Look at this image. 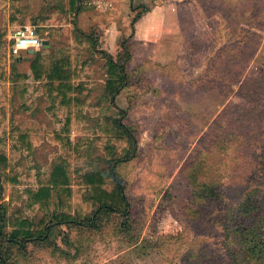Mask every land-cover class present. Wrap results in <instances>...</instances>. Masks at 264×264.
I'll list each match as a JSON object with an SVG mask.
<instances>
[{
	"label": "rangeland",
	"instance_id": "obj_1",
	"mask_svg": "<svg viewBox=\"0 0 264 264\" xmlns=\"http://www.w3.org/2000/svg\"><path fill=\"white\" fill-rule=\"evenodd\" d=\"M80 2L73 13L67 0H0V151L13 159L21 189L36 186V171H47L56 155L105 167L97 125L104 114L120 113L136 142L133 158L114 162L130 219L112 214L96 228L55 227L20 264H234L231 250L240 252V243L230 218L241 217L251 190L257 209L250 222L264 225V0H119L107 11ZM39 17L45 21L36 26ZM20 23L40 27L49 55L68 57L69 70L86 83V119L69 133L65 111L52 117L44 82L31 76L23 109L16 73H30L35 53H10ZM124 42L132 52L127 81L112 101L102 93L103 53L116 55ZM27 121L43 128L30 153L10 139ZM81 136L89 140L75 155Z\"/></svg>",
	"mask_w": 264,
	"mask_h": 264
},
{
	"label": "trees",
	"instance_id": "obj_2",
	"mask_svg": "<svg viewBox=\"0 0 264 264\" xmlns=\"http://www.w3.org/2000/svg\"><path fill=\"white\" fill-rule=\"evenodd\" d=\"M9 8L10 22L13 23L16 21L13 6ZM80 9V0H67L68 12L77 13ZM141 12L132 19L131 35L135 22L142 16ZM40 21L44 22L45 19L39 17L33 22L37 26ZM40 30V27L36 28V32ZM93 42L92 37H87L88 44ZM121 47L122 52L116 55L103 53L105 79L102 93L112 101L115 94L126 85V67L132 54L129 43L124 42ZM68 65V57L54 59L49 53L37 51L30 62L31 75L16 73L21 102L27 94L23 82L29 76L34 81L44 82V95L49 102L47 111L53 118L57 117L58 108L65 111L62 124L66 133H69L71 125L79 126L84 122V110L89 104V98L85 95V81L78 80L76 72H71ZM22 106L28 110L24 102ZM120 116V113L119 116L104 114L97 125L95 140L104 143L105 167L88 169L84 165L75 166L68 157L56 155L51 159L47 171H36V186L21 189L20 172L13 164V159L0 151V264H20L22 258L31 254L30 246H45L46 241L51 240L55 235V227L79 225L96 228L97 222L112 214L125 217L126 222L130 219L131 205L122 184L116 178L114 162L133 158L136 142ZM42 130L33 121L13 128L10 134L11 141L15 142L13 147L30 153L34 149L33 140L42 138ZM88 140L87 136L77 138L73 143L75 155L83 141ZM114 144H118L119 149ZM206 190L208 197L215 196L210 186ZM256 190H251L244 197L240 206L241 217L237 215L230 218L232 222L229 228L236 229L240 243V252L231 250L234 264H264V225L250 222L252 213L257 209L256 203L252 201ZM19 204H23V210H14V205ZM36 210L42 212L38 219L33 214Z\"/></svg>",
	"mask_w": 264,
	"mask_h": 264
},
{
	"label": "built area",
	"instance_id": "obj_3",
	"mask_svg": "<svg viewBox=\"0 0 264 264\" xmlns=\"http://www.w3.org/2000/svg\"><path fill=\"white\" fill-rule=\"evenodd\" d=\"M117 1L119 0H90L88 3L101 11H107L112 9ZM11 32L10 53L15 56H20L22 52H27L29 49L36 51L43 46L42 38L37 34L34 25H18Z\"/></svg>",
	"mask_w": 264,
	"mask_h": 264
},
{
	"label": "crops",
	"instance_id": "obj_4",
	"mask_svg": "<svg viewBox=\"0 0 264 264\" xmlns=\"http://www.w3.org/2000/svg\"><path fill=\"white\" fill-rule=\"evenodd\" d=\"M165 1H168V0H165ZM42 38V37H41ZM43 39V38H42ZM46 40H48V39H46ZM48 43H49V47H50V42H49V40H48ZM49 47H44V46H42L41 48H43L44 49V51H43V53H48L49 51ZM41 48L40 49H38V50H36V52L37 51H41ZM31 62V61H30ZM30 62H29V72L30 73H28V75H31V71H30Z\"/></svg>",
	"mask_w": 264,
	"mask_h": 264
},
{
	"label": "water",
	"instance_id": "obj_5",
	"mask_svg": "<svg viewBox=\"0 0 264 264\" xmlns=\"http://www.w3.org/2000/svg\"><path fill=\"white\" fill-rule=\"evenodd\" d=\"M42 44H43V46L46 47V48L49 47L48 40H46V39H42ZM27 53H28V54H34L35 51L32 50V49H29V50H27Z\"/></svg>",
	"mask_w": 264,
	"mask_h": 264
}]
</instances>
